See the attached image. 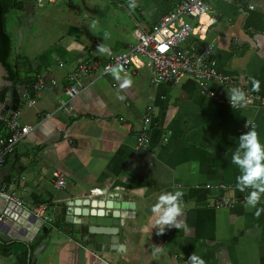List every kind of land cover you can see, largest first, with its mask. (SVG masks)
Returning a JSON list of instances; mask_svg holds the SVG:
<instances>
[{"label":"crops","instance_id":"obj_1","mask_svg":"<svg viewBox=\"0 0 264 264\" xmlns=\"http://www.w3.org/2000/svg\"><path fill=\"white\" fill-rule=\"evenodd\" d=\"M90 1L85 0L90 8L110 7L109 13L101 9L109 20L105 28L71 26L67 43L34 62L15 56L27 62V69L19 67L20 77L41 78L44 88L31 108L20 111V123L29 130L0 167V185L8 181L3 191L23 211L43 207L45 218H36L47 228L39 242L47 244L35 264H186L192 253L206 264H264V212L257 217L255 209H246L251 189L238 190L241 172L231 163L240 135L249 131L247 122L264 144V109H233L229 88L214 81L205 90L188 76L154 85L145 67L121 73L133 81L125 89L111 71L88 74L69 98L65 78L79 62L125 51L135 43L137 27L148 32L179 0H135V7L132 0ZM204 3L197 20H184L203 32L181 47L195 52L210 45L217 72L264 98V0H248L252 10L238 0ZM80 37L87 42L79 44ZM102 43L110 55L96 51ZM253 79L260 82L258 92L252 91ZM145 115L149 142L139 148L135 140ZM57 179L63 181L59 189ZM177 189L184 192L179 226L158 235L152 206L162 193ZM221 196L236 203L214 208ZM257 207L264 208V195ZM81 211L130 219L119 220L115 244L97 252L96 244L77 233ZM153 245L163 251L154 254ZM0 264L15 262L0 256Z\"/></svg>","mask_w":264,"mask_h":264},{"label":"built area","instance_id":"obj_2","mask_svg":"<svg viewBox=\"0 0 264 264\" xmlns=\"http://www.w3.org/2000/svg\"><path fill=\"white\" fill-rule=\"evenodd\" d=\"M37 6L43 4H53L56 0H32ZM240 4H248V0H238ZM252 5H247V10H252ZM207 7L204 0H179L171 12L163 15L159 21L153 25L148 32L137 27L134 31L135 43L125 51L113 54L105 60L97 58L79 62L73 71L66 75L65 91L69 98H73L80 91L81 80L88 74L96 73L100 70L101 74L108 73L112 67L119 66L124 73L129 68L145 67L151 73V83L154 85L173 84L181 77L188 76L195 81L203 90L205 84L214 81L226 88H241L252 98V104L264 109V98L244 90L243 87L231 77L217 72L212 63V48L210 45H203L195 52L181 46L191 35H200L203 30L197 25H190L184 20H197L204 14ZM17 93L18 102L15 110L2 122L0 134V167L13 152L14 146L24 138L29 128L20 123V109H29L35 104V97L44 88L41 78H36L34 82L13 87ZM10 93V92H9ZM9 93L5 100L9 99ZM240 109V107L234 108ZM247 124V123H246ZM245 124V125H246ZM148 125L149 119L145 115L142 124L136 135V147H144L148 144ZM250 126V125H249ZM63 187L62 179H57L54 188ZM5 185H0V197L4 202H12L18 205V201L13 195L4 192ZM243 201L244 199H240ZM236 203L233 199L219 197L213 204L214 208L232 207ZM43 207L33 209L36 217L44 219L42 215ZM0 215V221L3 219ZM104 264H109L104 262Z\"/></svg>","mask_w":264,"mask_h":264},{"label":"clouds","instance_id":"obj_3","mask_svg":"<svg viewBox=\"0 0 264 264\" xmlns=\"http://www.w3.org/2000/svg\"><path fill=\"white\" fill-rule=\"evenodd\" d=\"M132 7H135V0H132ZM96 51L100 54H111L110 48L104 43L98 44ZM122 68L115 66L111 68V75L117 81H121V89L131 87L133 81L130 76H121ZM260 82L252 80V91L258 92ZM231 107L247 108L253 101L241 88L233 87L227 90ZM118 99H125L124 96H118ZM249 131L240 135L238 146L232 155L231 163L238 166L241 174L237 176V188L243 193L245 189H251L245 199L247 210L255 209L254 215L259 217L264 208H258L261 196L264 195V144H261L259 134L255 127L245 125ZM183 197L184 192L177 189L174 192L162 193L155 205L152 206V213L155 217L153 228L158 229V235H163L166 228H178V218L183 215ZM154 254L163 251V247L153 245ZM186 264H206V262L196 254L192 253Z\"/></svg>","mask_w":264,"mask_h":264},{"label":"rangeland","instance_id":"obj_4","mask_svg":"<svg viewBox=\"0 0 264 264\" xmlns=\"http://www.w3.org/2000/svg\"><path fill=\"white\" fill-rule=\"evenodd\" d=\"M17 1L21 7L5 15V30L10 37L11 58L20 55L30 62L46 51H54L55 46L67 43V30L71 26L87 29L102 25V29L105 28V22L109 20L104 19L101 9L103 13L111 11L108 4L92 9L85 0H57L41 6L32 0ZM77 42L86 43L87 40L80 37Z\"/></svg>","mask_w":264,"mask_h":264},{"label":"water","instance_id":"obj_5","mask_svg":"<svg viewBox=\"0 0 264 264\" xmlns=\"http://www.w3.org/2000/svg\"><path fill=\"white\" fill-rule=\"evenodd\" d=\"M6 76V71L0 64V93L10 87ZM17 102L15 89L10 88L9 99L4 103L0 101V119H7L15 110ZM110 209L117 210L118 208L112 206ZM1 214L4 218L0 221V245L8 246L9 255L15 264H35L37 255L47 244L39 242L40 236L47 230L43 226V221L36 218L32 212L23 211L12 202H4L0 197ZM79 214L80 219L77 224L81 227L77 233L85 235L87 242L96 244L97 252H103L105 248L109 250V245L115 244L119 238V228L123 226L119 220L130 219V216L119 214L105 216L85 211Z\"/></svg>","mask_w":264,"mask_h":264},{"label":"trees","instance_id":"obj_6","mask_svg":"<svg viewBox=\"0 0 264 264\" xmlns=\"http://www.w3.org/2000/svg\"><path fill=\"white\" fill-rule=\"evenodd\" d=\"M20 3L17 0H0V64L6 71V81L10 83V87L6 88L5 91L0 93V101L5 100V96L10 92V88L16 85H25L35 81L33 75L20 77L22 71L19 67L27 69V62H23L22 59L18 57L11 58V42L8 33L5 30V15L14 10L15 8H20ZM2 122L0 121V134H1ZM7 180H2V183L6 186ZM9 255L8 246L0 245V256L6 257Z\"/></svg>","mask_w":264,"mask_h":264}]
</instances>
